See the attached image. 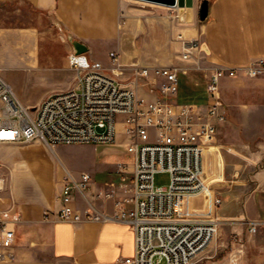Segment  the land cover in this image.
I'll list each match as a JSON object with an SVG mask.
<instances>
[{
    "label": "crops",
    "instance_id": "crops-1",
    "mask_svg": "<svg viewBox=\"0 0 264 264\" xmlns=\"http://www.w3.org/2000/svg\"><path fill=\"white\" fill-rule=\"evenodd\" d=\"M207 1V17L178 30L186 32V38L197 40L201 52L206 50L208 66L246 64L251 58L264 55V0ZM0 4H15L18 11L29 12L33 19L48 17L67 37L71 34L85 42L88 45L85 53L93 59H98L95 55L100 48H106L108 54L110 50L116 51L119 59L147 60L150 63L142 64L155 65L167 64L155 60L166 59L173 53L167 17L157 10L136 7L130 0H0ZM175 43L180 48L182 41ZM72 50L70 40L64 51L48 49L42 45L39 30L33 24L0 26V69L19 64L42 72L65 67L69 71L63 79L72 85L76 74L66 54ZM183 75L180 73V82ZM218 128L219 133L205 146L208 150L203 154L204 179L211 187L212 207L222 221L223 217H233L241 225L245 217L264 220V185L261 187L259 181L256 187L251 182L264 179V165L256 169L252 178L247 174L237 178L241 170L238 165L244 163L237 156L243 155L249 164L255 161L243 149L249 143L241 140L236 143L241 148L220 151L231 126L220 122ZM15 144L0 146V162H8L12 167L11 174L6 169L0 170L8 178L6 188L0 192V212L16 231L10 248L13 256L1 259L0 264H128L124 258L134 253L135 245L134 232L127 221L84 218L72 222L58 218L56 211L60 207L63 176L69 169L76 176L82 171L91 174L89 188L76 192V206L82 211L112 214L117 200L124 194L118 184L119 163H127L130 168L131 160L117 161L104 180L97 179L89 170L75 174L64 164L58 175L55 146L41 139L31 141L24 148ZM12 150L17 155H12ZM30 162L37 170L23 174L21 167ZM44 171H49L51 177ZM217 197L221 198L218 203ZM255 233L262 249L255 264H263L264 225Z\"/></svg>",
    "mask_w": 264,
    "mask_h": 264
},
{
    "label": "built area",
    "instance_id": "built-area-1",
    "mask_svg": "<svg viewBox=\"0 0 264 264\" xmlns=\"http://www.w3.org/2000/svg\"><path fill=\"white\" fill-rule=\"evenodd\" d=\"M182 60L191 58L198 42L179 34ZM114 63L108 67L85 52L72 50L68 57L75 70L72 86L49 93L37 104L24 103L0 69V146L41 139L57 143L111 142L124 136L132 160L130 168L120 162L118 182L123 191L112 214L82 211L76 192L89 188L91 174L79 176L65 170L56 216L62 220L121 219L134 232V253L128 264H189L215 236L219 218L211 204V187L204 179L203 153L216 135L218 122L227 118L220 93L225 76H264V55L246 64L218 65L206 79V104L180 101V73L188 68L172 64L131 62V81L123 71L118 53L109 51ZM141 79L158 87L152 97L139 92ZM132 82V83H130ZM158 171H168L167 186H157ZM7 176L0 172V192ZM207 198L210 200L207 202ZM217 197L215 202H220ZM49 214V211H46ZM251 233L264 220L244 218ZM14 226L0 212V260L13 256ZM264 264V261H263Z\"/></svg>",
    "mask_w": 264,
    "mask_h": 264
},
{
    "label": "rangeland",
    "instance_id": "rangeland-1",
    "mask_svg": "<svg viewBox=\"0 0 264 264\" xmlns=\"http://www.w3.org/2000/svg\"><path fill=\"white\" fill-rule=\"evenodd\" d=\"M203 0H194L190 16L183 14L185 11L181 6L161 5L146 0H130L136 7H142L150 11L157 10L167 17V27L169 29V44H173V53H169L166 59L155 60L158 63L181 65L187 67L186 73L180 82L178 99L180 101H201L203 104L206 96V79L211 66L207 64L206 50L196 49L190 59L182 60L178 54L182 50L176 48L175 41H181L180 33L187 37V33L178 30L180 27L197 24L201 22L199 16L200 4ZM18 23L33 24L39 30L41 43L50 50H65L69 45V40L64 32L48 17L31 18L29 12L18 11L16 5L0 4V26ZM71 52V51H70ZM70 52H66L67 58ZM100 61L108 67H113L106 48H100L96 55ZM123 65V71L119 73L121 79L131 81V62L150 63L147 60H119ZM154 61V60H151ZM69 70L65 67L54 68L42 72L35 67H24L22 64L5 66L1 68L4 76L13 84L21 100L28 103H39L41 99L49 93L69 88L68 82L64 81V74ZM139 92L152 95L158 93V87L146 79H141L138 85ZM152 93V94H150ZM220 93L224 102L227 118L223 121L228 122L231 128L227 132L228 139L221 145L220 151H233L241 148V140L247 141L248 146L243 147L249 155L255 159L253 164L247 163L246 157L237 156V160L243 164L236 175L237 178H244L247 174L252 178L256 169L264 165V76H225L220 82ZM201 99V100H200ZM219 128L217 127V130ZM218 132V131H217ZM216 132V134H217ZM219 133V132H218ZM216 136V135H215ZM31 142L16 143L15 146L24 148ZM55 146V172L60 174L62 164L68 166L75 174L81 170H89L94 177L100 180L107 178L113 171L114 164L119 160H132L127 152L124 143V136L119 134L111 142H73L57 143ZM206 153L208 150L204 148ZM231 151V152H232ZM238 152V151H237ZM17 151L12 150V155H17ZM21 153V152H20ZM238 154V153H237ZM249 164V165H248ZM0 170H5L11 174L12 167L8 162H0ZM246 168V169H245ZM245 169V170H244ZM247 169H250L247 171ZM24 173L35 172L33 163H27L21 167ZM46 176L51 177L49 171H44ZM8 180V178H7ZM171 180L170 172L158 171L155 174V184L157 186H167ZM264 185V179H252L251 182L257 187ZM220 220L217 232L210 244L200 252L189 264H255L262 253V249L257 243V234L248 230L244 222L238 225L233 217ZM249 218V217H245ZM244 219V218H243ZM241 226L244 227L241 229Z\"/></svg>",
    "mask_w": 264,
    "mask_h": 264
},
{
    "label": "water",
    "instance_id": "water-1",
    "mask_svg": "<svg viewBox=\"0 0 264 264\" xmlns=\"http://www.w3.org/2000/svg\"><path fill=\"white\" fill-rule=\"evenodd\" d=\"M154 3H159L163 5H169V6H193L194 0H146ZM208 14V1L203 0L200 4L199 9V16L201 19H205ZM68 39L73 44L74 50L76 52H86L88 50V45L79 40L78 38H75L73 35L68 34Z\"/></svg>",
    "mask_w": 264,
    "mask_h": 264
},
{
    "label": "bare ground",
    "instance_id": "bare-ground-1",
    "mask_svg": "<svg viewBox=\"0 0 264 264\" xmlns=\"http://www.w3.org/2000/svg\"><path fill=\"white\" fill-rule=\"evenodd\" d=\"M182 9H184L185 11L183 12V14L187 15L188 17L190 16V12L192 7L191 6H181ZM205 151V150H204ZM204 154V153H203ZM211 180V179H209Z\"/></svg>",
    "mask_w": 264,
    "mask_h": 264
}]
</instances>
